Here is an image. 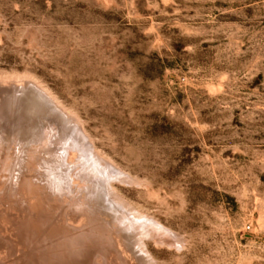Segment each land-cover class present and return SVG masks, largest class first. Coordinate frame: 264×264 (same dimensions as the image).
<instances>
[{"label": "rangeland", "instance_id": "obj_1", "mask_svg": "<svg viewBox=\"0 0 264 264\" xmlns=\"http://www.w3.org/2000/svg\"><path fill=\"white\" fill-rule=\"evenodd\" d=\"M76 131L123 173L96 204ZM0 238V264H264V0H0Z\"/></svg>", "mask_w": 264, "mask_h": 264}, {"label": "bare ground", "instance_id": "obj_2", "mask_svg": "<svg viewBox=\"0 0 264 264\" xmlns=\"http://www.w3.org/2000/svg\"><path fill=\"white\" fill-rule=\"evenodd\" d=\"M23 90V89H22ZM19 91V90H18ZM20 92V91H19ZM22 92V91H21ZM20 92V93H21ZM18 98H20L19 96H18ZM15 99H17L16 97H15ZM21 102V101H20ZM17 103V102H16ZM19 104V103H18ZM17 104V105H18ZM58 106V105H57ZM16 109V108H15ZM23 117V116H22ZM26 117V116H25ZM37 117V116H36ZM17 119V118H16ZM24 119V118H23ZM37 119V118H36ZM27 120V119H26ZM11 121V120H10ZM28 121V120H27ZM9 122V121H8ZM23 122V121H22ZM49 122V121H48ZM21 123V122H20ZM74 123V122H73ZM13 124H11V126H12ZM26 125V124H25ZM9 126V125H8ZM10 128V127H9ZM32 128V127H31ZM43 129V128H42ZM57 129V128H56ZM6 130V129H5ZM9 130V129H8ZM34 130H35V128H34ZM83 130V129H82ZM49 131H50V129H49ZM83 131H85V130H83ZM12 132V131H11ZM33 133V132H32ZM40 134V133H39ZM30 135V134H29ZM70 135V134H69ZM72 142H71V148L68 146V148H65V147H63V148H65L64 150L65 151H63L62 152V154H61V157H62V159L61 160H63L65 163H67L68 162V156L70 155V153H72L71 151H70V149L71 150H74V149H76L77 147H76V145L75 144H78L79 146H84V148L83 147H80L84 152H85V157H86V163H88L87 165H85L86 167H85V169L86 168H88L89 167V169L91 170H94L97 174H99V176L96 174V175H93L94 176V179L92 178V180H90V187H89V189L88 190H86L85 192H84V194H82L81 195V197H83V200L84 201H87V202H89V200H92L93 201V199H92V195H91V192L92 191H94L95 190V188H99L100 186H102V183H105V182H108V180H109V178L110 177H118V176H121V175H123V173L119 170V169H117V168H115L116 166L114 165V166H112L111 165V163L110 164H107V162L104 164V163H102L103 161L101 160V158L100 157H98L99 155H97L95 152H94V149L88 144V145H86L85 143L84 144H82V137L83 138H85V136H83V134L81 133V131H80V133L78 132V131H76V132H74V134L72 133ZM87 135V134H86ZM87 137V136H86ZM49 138V137H48ZM59 138V137H58ZM88 138V137H87ZM65 139V138H64ZM86 139V138H85ZM21 140V139H20ZM58 140V139H57ZM52 141V140H51ZM65 141V140H64ZM85 142V141H84ZM87 142V141H86ZM64 143V142H63ZM73 144V145H72ZM75 145V147L76 148H73V146ZM53 146V145H52ZM65 146V145H64ZM67 147V146H66ZM23 148V147H22ZM96 151V150H95ZM24 153H25V151H24ZM23 153V154H24ZM22 154V155H23ZM41 154V153H40ZM20 155V154H19ZM50 155V154H49ZM27 156V155H26ZM40 157H43V156H41V155H39ZM55 156V155H54ZM21 158V157H20ZM53 158V157H52ZM14 159V158H13ZM19 159V158H18ZM57 159V158H56ZM53 160V159H52ZM59 160V159H58ZM82 160V159H81ZM23 161V160H22ZM43 162L39 165V166H41V167H43V168H45L46 170L48 169V168H53V166L51 165V163L49 164V163H47V160H46V163H45V159H43L42 160ZM74 161V160H73ZM25 162V161H24ZM54 162V161H53ZM76 162V161H75ZM23 163V162H22ZM69 163V162H68ZM77 163V162H76ZM67 165V164H66ZM22 166H24V165H22ZM13 167H14V165H13ZM20 167V166H19ZM28 167V166H27ZM65 167V166H64ZM88 169V170H89ZM12 170V169H11ZM34 170V169H33ZM14 172V171H13ZM22 172V171H21ZM52 172V171H51ZM55 172V171H54ZM72 172V171H71ZM91 172V171H90ZM90 172H88V173H90ZM40 173H42V172H40ZM85 173H87L86 171H85ZM16 174V173H15ZM51 174V173H50ZM55 174V173H54ZM14 175V174H13ZM92 175V173L91 174H89V176H91ZM101 175V176H100ZM12 176V175H11ZM27 176V175H26ZM56 176V175H55ZM85 176H87L86 174H85ZM88 176V177H89ZM125 176H126V174H125ZM128 176V175H127ZM17 177V176H16ZM57 177V176H56ZM13 178V177H12ZM19 178V177H18ZM120 178V177H119ZM29 179V178H28ZM28 179H26L25 180V182L28 180ZM36 180H37V182H36V180L34 181V184H35V186H39V184H41V182H42V180H41V178H40V176L38 177H36L35 178ZM45 179V178H44ZM51 179V178H50ZM84 179V178H83ZM111 179V178H110ZM123 179V178H122ZM127 179V178H126ZM11 180V179H10ZM19 180V179H18ZM18 180H16L17 181V183H18ZM89 180V179H88ZM112 180V179H111ZM117 180V179H116ZM129 180V179H128ZM130 180H131V178H130ZM129 180V181H130ZM3 181V180H2ZM20 181H22V180H20ZM19 181V182H20ZM24 181V180H23ZM58 181V180H57ZM60 181V180H59ZM59 181H58V183H56V186L55 187H53L51 184H49V186H46V188H49V190L51 191V192H53V193H55V194H59V195H66L67 194V190H65V188H63V186H60L59 184L61 183V181H60V183H59ZM72 181V180H71ZM119 181V180H118ZM13 182H14V180H13ZM12 182V183H13ZM37 184H36V183ZM80 182V181H79ZM110 182V181H109ZM109 182L108 183H106V184H108V186L110 187V185H109ZM115 182V181H114ZM122 182V181H121ZM55 183V182H54ZM53 183V184H54ZM73 183V181L71 182V184ZM25 185V184H24ZM106 186V185H105ZM108 186H106L105 188H107ZM15 187V186H14ZM26 187H27V185H26ZM25 187V188H26ZM108 187V188H109ZM105 188H104V186H103V189H104V191H105ZM67 189V188H66ZM111 189V188H110ZM110 189H108L109 191H110ZM113 189V188H112ZM107 190V189H106ZM49 191V192H50ZM96 191V190H95ZM95 191L94 192H92V194L93 193H95ZM101 191H103V190H101ZM10 192V191H9ZM69 192H72V191H69ZM75 192V191H74ZM107 192V191H106ZM111 192V191H110ZM114 192V191H113ZM103 194H105L104 192H103ZM107 194L108 195H110V193H108L107 192ZM98 195H99V193H98ZM102 195V194H101ZM115 195V194H114ZM69 196V195H68ZM71 196V195H70ZM116 196V195H115ZM72 197H73V195H72ZM71 197V198H72ZM80 197V198H81ZM107 197V196H106ZM109 197H111V196H109ZM119 197V196H118ZM75 199V198H74ZM113 199V198H112ZM111 199V200H112ZM120 199V198H119ZM76 201V200H75ZM108 201H110V199H108ZM112 201H114V200H112ZM118 201V200H117ZM77 202H78V200H77ZM106 202H107V200H106ZM124 202V201H123ZM110 203V202H109ZM90 204H96V202L95 201H93V202H91ZM120 204V203H119ZM118 204V205H119ZM123 204V203H122ZM113 205H114V203H113ZM120 206L121 207H123V205H121L120 204ZM103 208V207H102ZM119 208V207H118ZM128 208V207H127ZM126 208V209H127ZM120 209V208H119ZM125 209V208H124ZM128 210V209H127ZM130 210V209H129ZM113 211V210H112ZM115 211V210H114ZM120 212V211H119ZM125 212H126V210H125ZM128 212H130V211H128ZM127 212V213H128ZM130 215H131V213H130ZM132 216V215H131ZM137 216V215H136ZM128 217V216H127ZM138 217H140V216H138ZM137 217V219H139ZM134 218H136V217H134ZM142 218V217H141ZM140 218V219H141ZM144 218V217H143ZM132 219V218H131ZM152 219V218H151ZM82 220V219H81ZM134 220V219H133ZM146 220H149V219H146ZM145 220V221H146ZM136 221H138V220H136ZM149 221H151V220H149ZM153 221V220H152ZM151 221V222H152ZM142 223H140V222H138V223H140V224H138L137 222H134V223H137V225H139L140 226V229H141V227L143 228V230H146L145 229V226H147L148 224H151V222H149V223H147V222H144V221H141ZM154 222H156V221H154ZM20 225V224H19ZM21 225H24V224H21ZM20 225V226H21ZM153 225L154 226H156L157 225V223H153ZM159 225V224H158ZM157 225V226H158ZM136 226V225H135ZM151 226V225H150ZM137 227V226H136ZM23 228H25V227H23ZM139 228V227H138ZM137 228V229H138ZM142 230V229H141ZM142 230V232H144ZM149 230V229H148ZM6 232V231H5ZM15 232V231H14ZM140 233H141V231H139ZM147 233H148V231H146ZM172 233V232H171ZM143 235V234H142ZM13 238H15V237H13ZM132 238V237H131ZM0 240H1V238H0ZM15 240V239H14ZM16 240H17V238H16ZM140 241V240H139ZM141 242H142V239H141ZM4 243H6V241L4 242ZM8 243V242H7ZM9 243H10V241H9ZM3 244V243H2ZM70 244V243H69ZM117 244V243H116ZM136 244V243H135ZM5 245V244H4ZM10 245V244H9ZM9 245H8V247L7 248H9ZM137 245V244H136ZM69 246V245H68ZM72 246L73 247H78V246H80L79 244H77V243H73L72 244ZM138 246H140V244H138ZM5 247H6V245H5ZM10 247H11V245H10ZM18 247V246H17ZM75 247V248H76ZM6 248V249H7ZM66 248V247H65ZM68 248H71L70 246L68 247ZM79 248V247H78ZM141 248V247H140ZM139 248V249H140ZM10 249V248H9ZM77 249V248H76ZM143 249V248H142ZM146 249V248H145ZM68 250V249H67ZM141 250V249H140ZM140 250H138V247H137V251H140ZM8 252L10 251V250H7ZM142 252H144V250L142 251L141 250V253ZM140 253V252H139ZM145 254V253H144ZM62 255H63V253H62ZM73 256V255H72ZM62 258V257H61ZM67 258H68V256H67ZM72 259V258H71ZM75 259V261H76V258H74ZM73 259V260H74ZM52 260V259H51ZM50 260V261H51ZM69 260H70V258H69ZM73 260H71V261H73ZM78 260V259H77ZM147 260V259H146ZM49 261V260H48ZM57 261L59 262V260L57 259ZM57 261H55V262H57ZM148 261V260H147ZM148 262H150V261H148ZM151 263V262H150ZM41 264V263H40ZM50 264V263H49ZM69 264H71V262H69ZM152 264V263H151ZM155 264V263H154Z\"/></svg>", "mask_w": 264, "mask_h": 264}]
</instances>
